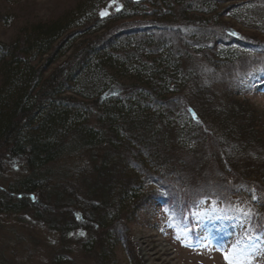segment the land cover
Instances as JSON below:
<instances>
[{"label":"trees","instance_id":"16d2710c","mask_svg":"<svg viewBox=\"0 0 264 264\" xmlns=\"http://www.w3.org/2000/svg\"><path fill=\"white\" fill-rule=\"evenodd\" d=\"M148 1L162 21L177 8L176 39L158 36L153 24L105 35L110 22L142 17L139 11L110 14L120 0H80L60 19L25 25L0 42V175L21 172L9 191L0 187V216L38 211V224L57 239L51 264H73L76 241L95 264H118L114 251L125 245L130 216L158 195L185 197L187 179L169 150L191 151L201 115L225 139L242 142H230L231 155L218 145L226 174L218 173L219 186L193 188L192 205L225 204L220 195L238 189L264 192V117L237 102L204 101L200 82L182 66L199 58L247 72L248 64H234L242 53L264 54V42L245 40L240 30L264 35V0ZM102 10L109 14L101 19ZM10 23L0 5V26ZM184 94L191 106L179 104Z\"/></svg>","mask_w":264,"mask_h":264},{"label":"rangeland","instance_id":"374dc122","mask_svg":"<svg viewBox=\"0 0 264 264\" xmlns=\"http://www.w3.org/2000/svg\"><path fill=\"white\" fill-rule=\"evenodd\" d=\"M79 1L0 0V5L7 15L15 19L14 24L11 22L8 26H0V42L5 43L14 39L17 32L25 25L60 19ZM135 1L116 2L110 9V14L125 7L131 15L136 8L131 10L129 4ZM137 8L136 11L138 10L142 17L110 22L105 35L121 29L153 24L158 28V36L161 33L160 37L163 38L178 37L174 33L180 27L178 25L182 26L183 22H180L181 17L178 16L177 8H174L172 18L168 17L163 21L156 19L158 17L156 8L151 7L148 0H143ZM157 8L162 12L161 7ZM152 14L153 17L150 16ZM261 16L264 24V11ZM240 32L245 40L264 42L263 34L250 29ZM93 38L94 36L87 37L85 41L90 42ZM261 45L264 47V44ZM242 55L240 61L234 65L235 68H240L242 64H248L244 69L247 70L245 73L239 70L232 72L225 67L214 69L199 58L187 62L183 60V71L189 72L193 79L196 78L200 82L199 91L205 97L204 101L214 97V100L225 104L237 102L243 104L244 108H251L258 113L257 117L263 119L264 81L259 79H263L264 54L242 53ZM253 63L256 65L250 67ZM247 73L248 76H244ZM183 99L185 100L180 101L179 104L185 107L191 106L192 103L186 99L185 94ZM201 117V124L194 130V133L197 132L194 135L196 142L192 144L191 151L187 153V150L177 148L176 145L169 150V158L178 169H182L183 176L187 179L185 191L181 189L186 192L185 197L166 198L158 195L156 198L166 201L149 202L136 215L130 216L125 225V245L118 243L114 251L118 264H227L224 253L230 252L233 245L240 249L238 258L242 264H264V192L262 190L260 192L256 189L249 194L248 191L238 189L237 193L220 195L225 199V204L208 200L196 206L192 205L193 188H199V184H202L201 187L205 184L204 188L213 187L214 181L215 185L219 186L216 181L218 173L226 174L227 167L220 162L223 157H220L217 151L220 149L219 146L222 147L225 143V147L231 150L229 152L231 155L233 145L230 142L235 146H239L242 142L240 137L225 139L226 131L221 133L220 126L217 127L207 121L204 115ZM246 155L253 156L251 152ZM223 167L226 169L221 170ZM19 174L21 172L7 171L0 175V187L9 191L11 184L13 185L20 178ZM225 177L227 178L226 175ZM7 198L16 197L7 196ZM36 212L38 211L26 210L0 216V262L3 258L7 264H51L53 256L58 251L57 239L49 234L46 225L38 224L39 219L34 214ZM254 235H258L257 238ZM259 236L263 238L262 241L258 239ZM69 248L73 264H95V257L84 254L77 241L71 243Z\"/></svg>","mask_w":264,"mask_h":264},{"label":"snow or ice","instance_id":"6c2138e0","mask_svg":"<svg viewBox=\"0 0 264 264\" xmlns=\"http://www.w3.org/2000/svg\"><path fill=\"white\" fill-rule=\"evenodd\" d=\"M102 15H107L106 12L102 13ZM230 35H236L235 33H230ZM80 235H83V233H80ZM240 253V249H238L237 246L233 245L230 252L224 253V258L227 262V264H242V262L239 260L238 256Z\"/></svg>","mask_w":264,"mask_h":264},{"label":"water","instance_id":"95a60500","mask_svg":"<svg viewBox=\"0 0 264 264\" xmlns=\"http://www.w3.org/2000/svg\"><path fill=\"white\" fill-rule=\"evenodd\" d=\"M137 1V0H136ZM110 5H108L107 6V8L109 7ZM104 12H106V13H108L107 11H104V10H102V11H100L99 12V17L102 19V18H104L106 15H102V13H104Z\"/></svg>","mask_w":264,"mask_h":264}]
</instances>
